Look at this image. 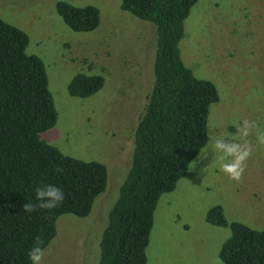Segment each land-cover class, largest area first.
I'll use <instances>...</instances> for the list:
<instances>
[{
  "label": "rangeland",
  "instance_id": "rangeland-1",
  "mask_svg": "<svg viewBox=\"0 0 264 264\" xmlns=\"http://www.w3.org/2000/svg\"><path fill=\"white\" fill-rule=\"evenodd\" d=\"M60 3L96 8L98 27L72 31L58 13ZM0 20L28 37L25 53L45 67L57 118L41 139L107 171L105 192L87 217L57 219L43 264H97L101 235L130 169L134 132L154 82L155 27L122 11L119 0H0ZM184 33L179 43L184 65L211 82L219 97L210 106L207 130L235 134L233 121L245 119L264 129V0H199L184 21ZM78 74L101 76L103 87L89 98L69 96L67 87ZM249 139L253 155L240 181L224 174L211 153L200 160L199 152L174 190L159 198L146 264L220 260L231 231L207 224L214 207H221L229 223L264 230V146L257 144L255 131Z\"/></svg>",
  "mask_w": 264,
  "mask_h": 264
},
{
  "label": "trees",
  "instance_id": "trees-1",
  "mask_svg": "<svg viewBox=\"0 0 264 264\" xmlns=\"http://www.w3.org/2000/svg\"><path fill=\"white\" fill-rule=\"evenodd\" d=\"M198 1L119 0L122 11L155 27L154 82L134 132L130 169L101 235L97 264H146L157 202L174 190L206 144L209 109L219 97L211 82L193 76L179 49L184 21ZM57 7L74 32L90 33L99 25L94 7ZM28 44L23 32L0 20V264H30L35 237L41 236L46 248L57 219L87 217L107 186L102 164L65 156L41 139L57 114L45 67L25 53ZM103 84L101 76L78 74L67 90L85 99ZM46 184L64 192L62 204L24 212L25 203H36L35 189ZM206 222L231 231L219 252L222 264H264V230L229 223L221 207L208 211Z\"/></svg>",
  "mask_w": 264,
  "mask_h": 264
},
{
  "label": "clouds",
  "instance_id": "clouds-1",
  "mask_svg": "<svg viewBox=\"0 0 264 264\" xmlns=\"http://www.w3.org/2000/svg\"><path fill=\"white\" fill-rule=\"evenodd\" d=\"M235 134L217 133L216 129L207 130V143L199 153V159L205 160L211 153L213 159L220 165V170L231 180L240 181L247 168V161L253 155V145L249 139L253 132L256 133L258 145L264 146V129H260L255 121H233ZM55 171L62 172L57 168ZM65 198L64 192L52 184L38 186L35 189L36 203L27 202L23 205V211L32 213L38 210H50L62 204ZM41 236L35 237V245L28 254L30 264H43L46 252ZM214 264H222L218 258Z\"/></svg>",
  "mask_w": 264,
  "mask_h": 264
}]
</instances>
